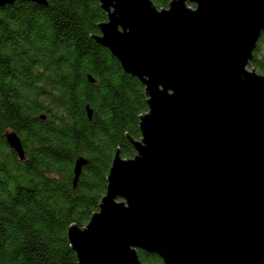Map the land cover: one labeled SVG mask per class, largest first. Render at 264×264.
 I'll use <instances>...</instances> for the list:
<instances>
[{"label": "water", "instance_id": "1", "mask_svg": "<svg viewBox=\"0 0 264 264\" xmlns=\"http://www.w3.org/2000/svg\"><path fill=\"white\" fill-rule=\"evenodd\" d=\"M99 4L92 37L143 85L147 110L97 211L66 229L76 264H143L137 249L162 264H264V74L246 68L264 0ZM3 136L22 160L17 135ZM85 163L75 159L73 187Z\"/></svg>", "mask_w": 264, "mask_h": 264}, {"label": "trees", "instance_id": "2", "mask_svg": "<svg viewBox=\"0 0 264 264\" xmlns=\"http://www.w3.org/2000/svg\"><path fill=\"white\" fill-rule=\"evenodd\" d=\"M151 1L160 8L169 0ZM105 19L99 0L0 6V264H76L67 227H83L97 211L115 151L134 154L127 136L140 137L146 96L93 39ZM247 66L264 74V29ZM6 131L19 138L22 160ZM78 157L86 163L73 187ZM136 254L143 264H162L155 254Z\"/></svg>", "mask_w": 264, "mask_h": 264}, {"label": "rangeland", "instance_id": "3", "mask_svg": "<svg viewBox=\"0 0 264 264\" xmlns=\"http://www.w3.org/2000/svg\"><path fill=\"white\" fill-rule=\"evenodd\" d=\"M246 68H247V69H254L256 72H258L255 68H250V67H248V66H246ZM258 73H260V72H258Z\"/></svg>", "mask_w": 264, "mask_h": 264}]
</instances>
